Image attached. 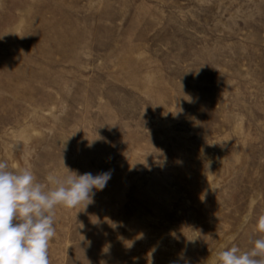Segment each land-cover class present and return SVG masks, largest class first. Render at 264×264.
Masks as SVG:
<instances>
[{"label": "rangeland", "instance_id": "obj_1", "mask_svg": "<svg viewBox=\"0 0 264 264\" xmlns=\"http://www.w3.org/2000/svg\"><path fill=\"white\" fill-rule=\"evenodd\" d=\"M0 160L111 171L50 264H214L264 214V0H0ZM65 165V166H64Z\"/></svg>", "mask_w": 264, "mask_h": 264}, {"label": "clouds", "instance_id": "obj_2", "mask_svg": "<svg viewBox=\"0 0 264 264\" xmlns=\"http://www.w3.org/2000/svg\"><path fill=\"white\" fill-rule=\"evenodd\" d=\"M65 168L66 174L49 173L42 183L31 169L12 171L0 160V264H50L56 209H85L94 190L102 191L111 178V171L93 175ZM254 232L249 250L228 247L216 254L214 264H264V214Z\"/></svg>", "mask_w": 264, "mask_h": 264}]
</instances>
